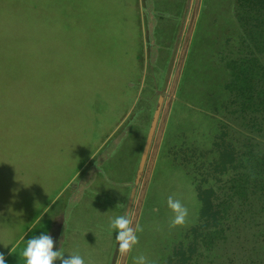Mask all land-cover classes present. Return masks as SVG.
Returning a JSON list of instances; mask_svg holds the SVG:
<instances>
[{
    "label": "rangeland",
    "instance_id": "1",
    "mask_svg": "<svg viewBox=\"0 0 264 264\" xmlns=\"http://www.w3.org/2000/svg\"><path fill=\"white\" fill-rule=\"evenodd\" d=\"M135 1L35 0L30 4L37 14L26 43L0 49V181H12L11 193L0 191V253L7 264H24L19 253L26 240L48 230L75 177L79 183L90 168L102 167L99 158L108 151L113 152L103 163L108 178L99 175L91 188L108 195L99 201L92 193L81 207L99 219L104 215L108 226L115 216L127 215L137 228V243L127 252L118 249L114 264H136L134 257L140 255L147 264H166L175 248L187 245L188 233L200 221L195 179L210 175L220 120H227L220 109L230 98L225 90L230 73L221 55L227 40L233 46L238 35L233 1L204 0L181 82L170 99L161 102L138 182L140 158L159 103L148 100V114L145 100L136 108L131 103L143 78ZM130 108L133 113L124 120ZM33 176L40 182L36 199L42 206L52 202L38 218L35 197L24 200ZM169 196L188 209L180 225L171 224ZM117 199L124 202L121 212ZM88 235L79 234L82 243H71L67 235L63 254L75 250L87 258L88 249L97 247L91 251L95 257L84 258L85 264H104L109 246L98 239L99 246L95 241L86 249Z\"/></svg>",
    "mask_w": 264,
    "mask_h": 264
},
{
    "label": "trees",
    "instance_id": "2",
    "mask_svg": "<svg viewBox=\"0 0 264 264\" xmlns=\"http://www.w3.org/2000/svg\"><path fill=\"white\" fill-rule=\"evenodd\" d=\"M232 1L238 35L221 55L230 73L220 109L227 120L210 175L195 179L200 221L166 264H264V0ZM31 2L0 0V49L26 43L37 14Z\"/></svg>",
    "mask_w": 264,
    "mask_h": 264
},
{
    "label": "crops",
    "instance_id": "3",
    "mask_svg": "<svg viewBox=\"0 0 264 264\" xmlns=\"http://www.w3.org/2000/svg\"><path fill=\"white\" fill-rule=\"evenodd\" d=\"M203 3L204 0L135 1L137 12L135 18L138 20L141 40V52L137 59L143 66L141 71L143 78L139 81V90L137 93H133L135 95L134 100H132L133 96H130V100L133 101H131V103H133L132 107H135V105L137 106V102L139 103L141 100H145V104L148 100H150L157 101L159 103L155 110H161L162 100L170 99L171 95L174 93V86L179 85L181 82V77L189 56L191 37H193L196 26L199 23L202 7L204 5ZM149 76L152 78L151 82L146 81ZM159 76H162L161 81H158ZM128 82L132 88L134 86L136 87V83H131V81ZM146 90L148 91V94L143 96V93H145L144 91ZM147 104L149 108L143 107V110L148 114L152 103L150 102ZM132 113V108H130L123 117L124 120ZM112 155L113 152L108 151L105 156L99 158L102 167L100 166L99 168V166H96L94 168H90L87 172H85L79 183L77 182L79 177H75L64 194V201L61 203L57 213L52 214L51 220L48 221V230H45L52 236L59 233V243L57 247H62V250L64 248L67 235H69V238L72 239L71 243L73 240H75V242L82 243V239L79 237V234H89L84 239L86 249L88 248L87 245H93L95 241L98 246L101 243H106L109 248L105 252L106 258L104 264H110L112 250L114 244L117 243L115 230H109L110 227L107 225L105 219H102L104 215L99 219L98 216L93 215L90 208L86 207L83 209L81 207V203L85 199L87 200V198L89 199L92 197V193L96 194V199H99V201H102L104 197L108 195L102 190L95 189L94 192H92L91 188L99 175L102 174L105 177L107 176L103 169V163L108 161ZM27 176L30 177V172L27 173ZM106 178H108V176ZM27 181H29V179H26V182ZM39 183V180L33 176L32 180L29 181V186L32 187L27 189L32 190L27 191L28 195L24 198V200L28 202L35 197L32 201L40 204V208H38L40 214L38 213L39 215L37 218L42 213L47 211L52 203L51 202L46 206H42L41 200L39 201L36 199L38 193V189L36 188ZM11 185L12 181L7 179L1 180L0 191H10L11 193ZM117 201L118 203L121 202V212L124 202L120 201V199H117ZM128 210L129 208L126 212H128ZM66 211L68 213L67 217L64 214ZM107 226L108 228H106ZM28 229L26 231H28ZM26 231L21 233L20 237H22ZM98 239L101 241L100 244L97 242ZM96 248L91 247L88 249V253H86L89 254V256L84 258L92 259L95 257L92 252L96 250ZM118 249V246L117 249L114 247L115 254L113 259H111L113 261L112 264L115 263ZM71 254H79L82 256L81 251L73 250L69 255Z\"/></svg>",
    "mask_w": 264,
    "mask_h": 264
},
{
    "label": "clouds",
    "instance_id": "4",
    "mask_svg": "<svg viewBox=\"0 0 264 264\" xmlns=\"http://www.w3.org/2000/svg\"><path fill=\"white\" fill-rule=\"evenodd\" d=\"M167 205L174 213L171 224L180 225L184 223L188 209L181 201L169 196ZM64 214L67 217V211ZM109 227L115 230L120 250L127 252L137 243V228L132 226L129 216H115L110 221ZM54 243L59 242H54L53 237L46 231L41 232L39 235L34 234L26 240L25 245L19 253V258H23L24 264H55L56 261H59V264H85L84 258L79 254L65 256L62 252V247H57L54 250ZM134 261L136 264H147L146 257L143 255L134 257ZM0 264H7L3 253H0Z\"/></svg>",
    "mask_w": 264,
    "mask_h": 264
},
{
    "label": "water",
    "instance_id": "5",
    "mask_svg": "<svg viewBox=\"0 0 264 264\" xmlns=\"http://www.w3.org/2000/svg\"><path fill=\"white\" fill-rule=\"evenodd\" d=\"M159 111H160L159 109H157L155 111L151 126H150L149 131H148V135H147V138H146V141H145V144H144V148H143V151H142V155H141V158H140V162H139V167H138V171H137V175H136V182H138V180L140 179L141 174L143 172V169L145 167L146 161H147V157H148V154H149V151H150V148H151V144H152V141H153V135L155 133L157 119L159 117ZM132 196H133V194H132ZM131 199H130V201H131ZM130 201H129V205H130ZM58 237H59V233H56L53 236L54 242H58ZM57 246H58V243H54V250L57 248Z\"/></svg>",
    "mask_w": 264,
    "mask_h": 264
}]
</instances>
